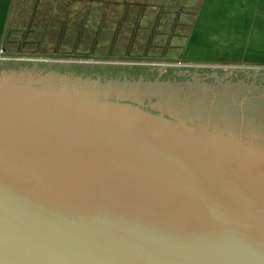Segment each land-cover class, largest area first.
<instances>
[{
	"label": "water",
	"instance_id": "95a60500",
	"mask_svg": "<svg viewBox=\"0 0 264 264\" xmlns=\"http://www.w3.org/2000/svg\"><path fill=\"white\" fill-rule=\"evenodd\" d=\"M0 264H264V70L0 61Z\"/></svg>",
	"mask_w": 264,
	"mask_h": 264
},
{
	"label": "rangeland",
	"instance_id": "374dc122",
	"mask_svg": "<svg viewBox=\"0 0 264 264\" xmlns=\"http://www.w3.org/2000/svg\"><path fill=\"white\" fill-rule=\"evenodd\" d=\"M0 61L264 70V0H16Z\"/></svg>",
	"mask_w": 264,
	"mask_h": 264
},
{
	"label": "crops",
	"instance_id": "0c3cea01",
	"mask_svg": "<svg viewBox=\"0 0 264 264\" xmlns=\"http://www.w3.org/2000/svg\"><path fill=\"white\" fill-rule=\"evenodd\" d=\"M13 1L16 0H0V24H2L4 30H5V25L9 23L10 8Z\"/></svg>",
	"mask_w": 264,
	"mask_h": 264
},
{
	"label": "flooded vegetation",
	"instance_id": "af4514ba",
	"mask_svg": "<svg viewBox=\"0 0 264 264\" xmlns=\"http://www.w3.org/2000/svg\"><path fill=\"white\" fill-rule=\"evenodd\" d=\"M64 34V33H63ZM65 34H67V33H65ZM55 38V37H57V36H50V38ZM70 37H72L71 35L70 36H67V35H61L60 37H58V38H60V39H66V38H70ZM84 36L82 35L80 38H83ZM99 37H101V38H113V39H115V38H117V36L116 35H114V36H95L94 38H99ZM37 38H43V36H37ZM151 38V37H150ZM3 52H5V51H3Z\"/></svg>",
	"mask_w": 264,
	"mask_h": 264
},
{
	"label": "trees",
	"instance_id": "16d2710c",
	"mask_svg": "<svg viewBox=\"0 0 264 264\" xmlns=\"http://www.w3.org/2000/svg\"><path fill=\"white\" fill-rule=\"evenodd\" d=\"M4 27L0 24V33H3Z\"/></svg>",
	"mask_w": 264,
	"mask_h": 264
}]
</instances>
